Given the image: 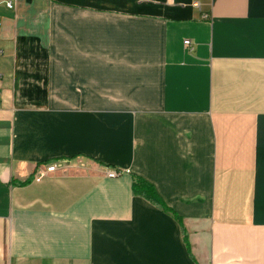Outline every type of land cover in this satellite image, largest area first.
<instances>
[{
    "label": "crops",
    "instance_id": "crops-1",
    "mask_svg": "<svg viewBox=\"0 0 264 264\" xmlns=\"http://www.w3.org/2000/svg\"><path fill=\"white\" fill-rule=\"evenodd\" d=\"M7 1L0 264H264V0Z\"/></svg>",
    "mask_w": 264,
    "mask_h": 264
},
{
    "label": "built area",
    "instance_id": "built-area-1",
    "mask_svg": "<svg viewBox=\"0 0 264 264\" xmlns=\"http://www.w3.org/2000/svg\"><path fill=\"white\" fill-rule=\"evenodd\" d=\"M6 4L9 7H12V2L9 0L6 2ZM194 5L198 6L199 5V1H195ZM205 16H207V14H205ZM184 44L185 47H187L188 49H193V42L190 38H185L184 40ZM67 161L63 160V159H51L48 161H42L39 162L34 169L33 172V180L35 181H40L42 180L47 174L51 173V172H55L57 170L60 169H65L67 167ZM129 171L128 168H123V167H107L106 168V174L109 177H116L119 176L121 174H123L124 172Z\"/></svg>",
    "mask_w": 264,
    "mask_h": 264
},
{
    "label": "trees",
    "instance_id": "trees-1",
    "mask_svg": "<svg viewBox=\"0 0 264 264\" xmlns=\"http://www.w3.org/2000/svg\"><path fill=\"white\" fill-rule=\"evenodd\" d=\"M133 185H134V189H135L136 192L143 193L146 196L150 197L151 199H155V200L161 201L163 203V205L167 209H170L169 206L161 198V196L157 193V191L155 189V186L151 182H149V181H147V180H145L143 178H138L137 180H135L133 182ZM176 215L179 218H181L179 214L176 213ZM186 239H187V244H189L187 235H186Z\"/></svg>",
    "mask_w": 264,
    "mask_h": 264
}]
</instances>
